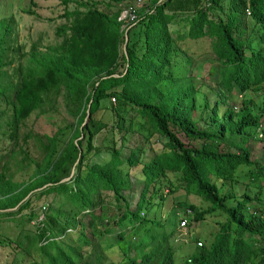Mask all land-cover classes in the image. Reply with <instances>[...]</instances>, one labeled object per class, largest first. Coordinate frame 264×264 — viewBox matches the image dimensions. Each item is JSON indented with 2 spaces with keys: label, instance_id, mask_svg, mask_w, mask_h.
Listing matches in <instances>:
<instances>
[{
  "label": "trees",
  "instance_id": "1",
  "mask_svg": "<svg viewBox=\"0 0 264 264\" xmlns=\"http://www.w3.org/2000/svg\"><path fill=\"white\" fill-rule=\"evenodd\" d=\"M61 1L64 6L69 2ZM149 3L146 9L136 11L133 21L125 23L118 19L122 9L118 5L112 11L95 6L65 9L64 15L73 16L68 32L62 24L61 41L48 51L31 53L29 61L34 63L24 66L25 73L15 78L3 71L11 59H6L8 45L3 35L8 25L0 19V112L9 109V136L14 137L18 121L39 106L41 95L55 87L64 89L78 111L77 127L53 159L56 135L46 137L47 153L29 181H14L0 174V215H20L34 195L60 196L56 207L48 203L42 216H34L30 210L24 215L26 221L33 218L35 225L24 245H16L25 255L35 250L39 264H115L98 242L111 234L115 225L121 228L116 232L119 239L124 228L142 240L149 238L146 250L133 256L122 253L116 264H174L168 239L171 231L149 215L147 207L155 197L163 198L159 190L163 184L170 191L181 187L209 202L193 219L215 209L226 213L210 245L200 242L198 252L184 258L190 261L186 264H264V164L250 157L247 145L258 129L264 132L260 120L264 100L257 105L249 99L250 105L241 106L237 113L227 107L220 115L215 102L205 125L200 126L192 116L196 88L192 81L185 76L180 83L161 87L174 81L169 66L179 50L177 41L185 36H206L218 61L216 81L221 87L238 94L248 89L264 92V0H227L226 5L222 0ZM171 24L177 26L171 29ZM180 26L186 28L179 31ZM187 63L191 66L193 61L188 58ZM110 96L116 98L115 112L123 116L124 105L132 108L151 132L164 138L161 148L141 162L143 183L133 208L122 193L128 187L122 166L136 165L139 149L124 153L111 146L106 159L84 163L85 155L95 149L92 136L97 130V126L91 128L92 120L79 128L86 105L89 102V114L93 113L100 101ZM83 131L87 136L81 149ZM168 172L176 175L178 183L167 179ZM244 179L247 188L236 193L235 184ZM103 191L110 192L113 203L103 202ZM64 201L69 203V213L57 208ZM108 206L113 213L119 208L116 215ZM191 211L186 212L187 219ZM75 226L76 235H69L66 229ZM155 226L161 230H153ZM245 235L252 239L257 235L258 245Z\"/></svg>",
  "mask_w": 264,
  "mask_h": 264
},
{
  "label": "rangeland",
  "instance_id": "2",
  "mask_svg": "<svg viewBox=\"0 0 264 264\" xmlns=\"http://www.w3.org/2000/svg\"><path fill=\"white\" fill-rule=\"evenodd\" d=\"M32 1L31 3L29 0H0V19L8 25V29L3 32L6 39L5 45H8L6 59H11L4 66L3 71L9 78H15V75L21 72L25 73L26 70L23 67L34 63V61L32 63L29 61L31 60L29 58L31 53L40 54L42 51H48L49 48L61 41L63 34L60 32V26L65 24V31L68 32L73 18L72 15H64L65 9L72 10L77 7V9L83 10L88 6H95L101 10L112 11L117 5L122 8L125 3H134L135 0H123L119 3L110 0H69L65 6L61 0ZM222 1L226 5L227 0ZM149 4V0H142L140 5L135 4L134 7L138 13L139 8L146 9ZM241 21H244L243 16ZM176 26L177 24H171L170 28L173 29ZM185 28L186 26H180L179 31H183ZM133 37L131 36V39ZM177 44L179 50L173 63L169 66L175 76L174 81H167L161 87H170L173 83H180L182 79H185V76L192 81L196 87L193 93L195 107L192 116L198 125H205L215 102L219 115L227 107L237 113L241 106L250 105L249 99H252L257 105H261L264 100L262 89H248L238 94L234 91L227 92L217 83L218 61L213 57L208 37L188 38L185 36L180 38ZM243 49L248 51L247 47ZM188 58L193 61L191 66L187 63ZM20 66L22 71L18 70ZM181 76L184 77L181 78ZM41 97L39 106L18 121L14 137L8 134L9 127L6 120L9 109L4 107L5 110L0 112V174L4 178L20 182L29 181L30 175L47 153L46 137L53 133L56 135L53 159L77 127L76 103L66 95L61 86L50 89ZM206 103H208L207 106ZM116 104V98L106 97L100 101L99 107L89 114L86 124L92 120L91 128L97 126V130L92 136V144L95 149L85 155L84 163L106 159L108 157L107 149L111 146L120 147L124 153L130 149H139L137 153L138 163L133 166H122V172L128 183V187L122 193L128 206L133 208L143 183L140 173L141 162L146 161L153 152L161 148L164 138L151 132L149 126L144 124V118L133 113L132 108L124 105V114L123 116L119 115L113 108ZM1 107L2 105H0ZM260 120L264 127V113ZM180 135L183 141H187L185 136ZM86 136V131H83L79 136L81 137V149L85 148ZM247 145L250 157L264 164V132L258 129L257 136L248 139ZM66 177L68 176L63 178ZM167 179L173 183H178L173 172L167 173ZM216 183L218 184L219 180L216 179ZM245 183L246 179L238 181L234 186L235 192L239 193L246 189ZM166 188V185L163 184L159 189L163 198L158 200L155 197L153 204L147 207V213L163 222L164 229L171 231L168 239L173 248V263L186 264L190 261L186 260L185 262L183 261L184 258L196 254L200 242H203L205 246L210 245L218 226L226 219V213L220 209H215L209 213L205 212L198 219H193V214L207 207L209 202L193 192H185L181 187L175 188L173 191L166 190ZM249 189L253 188L250 186ZM33 192L35 190H32L27 196ZM103 194L104 203L113 201L110 192L103 191ZM59 201H61L60 196H53L52 193L34 195L29 206L24 208L20 215H0V264H39L35 250H32L30 255H25L16 245L17 242H22L24 245L25 236L33 231L35 225L33 218L26 221L24 215L30 210L34 216L40 217L48 203H52L56 207ZM67 204L69 205L64 201L57 208L61 212L63 210L69 213L67 212ZM108 207V211L116 215L119 208L113 213L112 207ZM186 209H192L190 212L192 217L189 216L188 219ZM181 218H186V224L183 226H180L179 223ZM83 220H86V217ZM77 229L78 226L71 227L70 230L67 228L66 232L75 236ZM119 229H121L119 226H113L109 232L111 234L98 240L106 257L114 261L115 264L120 261L122 253L133 256L146 250L149 241V238L142 240L136 232H131L127 228H124L123 238L119 239L116 235ZM153 230L160 231L161 228L155 226ZM83 231H85V227ZM245 237L253 240L254 245H258L257 235H255V239L246 235ZM245 264L257 263L249 261Z\"/></svg>",
  "mask_w": 264,
  "mask_h": 264
},
{
  "label": "built area",
  "instance_id": "3",
  "mask_svg": "<svg viewBox=\"0 0 264 264\" xmlns=\"http://www.w3.org/2000/svg\"><path fill=\"white\" fill-rule=\"evenodd\" d=\"M142 0H135L134 3H125L122 9L119 12L118 19H124L126 22L133 21L136 18V7L134 5L139 4ZM186 212H189V209H186ZM180 226L186 224V219L181 218Z\"/></svg>",
  "mask_w": 264,
  "mask_h": 264
},
{
  "label": "water",
  "instance_id": "4",
  "mask_svg": "<svg viewBox=\"0 0 264 264\" xmlns=\"http://www.w3.org/2000/svg\"><path fill=\"white\" fill-rule=\"evenodd\" d=\"M124 33H125V31H124ZM126 40H127V36H126V34H124V43L126 42ZM89 102L87 103V105H86V108H85V115H84V117H83V120H82V122L80 123V125H79V128L81 129L82 128V125L86 122V120L88 119V117H89ZM67 178V177H66ZM63 179H65V178H62L61 180H63ZM44 185H42V186H39V187H36V188H34V189H32V190H37V189H40L41 187H43ZM32 190H30L27 194H26V196L32 191ZM25 196V197H26ZM16 206V205H15ZM15 206H12V207H8V208H6V209H12V208H14Z\"/></svg>",
  "mask_w": 264,
  "mask_h": 264
}]
</instances>
